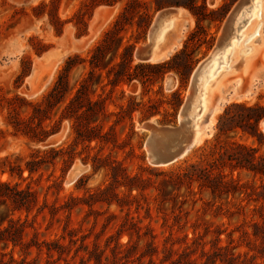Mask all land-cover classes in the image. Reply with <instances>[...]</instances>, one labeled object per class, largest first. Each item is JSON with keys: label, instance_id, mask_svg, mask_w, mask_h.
Wrapping results in <instances>:
<instances>
[{"label": "rangeland", "instance_id": "1", "mask_svg": "<svg viewBox=\"0 0 264 264\" xmlns=\"http://www.w3.org/2000/svg\"><path fill=\"white\" fill-rule=\"evenodd\" d=\"M50 1L0 0V97L18 95L28 103L40 102L53 87L70 56L89 58L127 2L121 0L113 6L96 8L86 32L79 35L74 15L83 0H59L57 15L67 23L62 35L58 36L47 15L50 9L33 11L41 3ZM147 1L153 13L148 28H139L137 24L141 21L135 16L122 32L124 44H135L134 53L148 44L150 26L161 10L170 7L183 9L191 18L190 30L182 46L168 59L144 63L166 62L162 77L160 73L154 74L157 69L144 67L132 70L138 78L113 89L107 85L103 74L101 86L104 87L100 86L97 92L107 98V110L111 116L97 123L103 125L107 140L92 142L90 148L75 143L72 123L64 120L57 133L51 134L44 142H33L22 134H15L9 123L13 121L14 113L5 103L0 107V159L9 156L15 161L19 156L22 158L19 163L24 168L37 151L62 149L61 156L53 163L42 166L31 176L27 171L21 177L8 171L0 172V181H8L20 189H31L37 198L29 213L12 211L7 207L9 205L0 206V214L4 217L27 221L24 236L16 246L0 244V251L6 254V259L9 260L12 254L18 264H187L188 260H193L194 264H207L210 257L218 255L215 264H264V230L261 228L264 179L245 170L233 172V178H239L241 183L260 187L259 193L219 196L204 186L203 179L195 178L200 172L192 168V165L206 168L219 157V154L211 156L210 149L219 117L229 105L264 102V45L257 48L246 73L242 70L244 59L252 46L260 45L257 36L245 33L249 20L220 46L222 29L241 0H205L208 12L205 19L174 5L177 0ZM186 2L179 0V3ZM202 2L197 0L198 4ZM156 3L165 6L155 10ZM248 3L245 7H252L245 15L253 16L255 0ZM70 44L75 48L55 70L45 71L49 64L42 62L30 80L32 69L40 65V58L48 50L61 46L67 48ZM206 60L209 62L205 68H210V77L204 79L201 72L198 88L205 84L206 90L215 78L226 74L220 88L210 95L214 109L221 98L215 124L202 142L190 145L185 157L173 164L155 167L147 160L149 131L143 124L152 122L159 127H177V118L180 121L182 108L191 95L194 72ZM138 63L134 58V64ZM87 69L88 62L74 68L70 73L71 83L80 79ZM41 75L45 77L41 82L39 80L41 86L36 90L33 80ZM170 75L176 79V86L172 89L167 88ZM129 109L133 112L127 117ZM19 111L22 117H27L32 106L27 104ZM58 118L59 114L54 116V120ZM208 120L209 116L205 115L203 123ZM52 124L53 121L44 123L47 130ZM259 127L264 135L260 123ZM231 136L264 155V140L260 144L241 131ZM97 157H101L106 166L94 171L92 166ZM76 164L83 166L84 171L71 180V171ZM222 170L226 175L231 174L229 167ZM125 174L128 176L124 181L126 184L119 186L118 179L123 181ZM131 186L137 188L129 190ZM107 188L118 194V201L110 205L96 202L101 199L98 191ZM217 247L224 250L216 251Z\"/></svg>", "mask_w": 264, "mask_h": 264}, {"label": "trees", "instance_id": "2", "mask_svg": "<svg viewBox=\"0 0 264 264\" xmlns=\"http://www.w3.org/2000/svg\"><path fill=\"white\" fill-rule=\"evenodd\" d=\"M119 1L121 0H83L81 7L74 15L77 20L76 26L80 30L79 35L86 32L88 21L92 18L96 8L113 6ZM155 1L159 2L158 0ZM187 1L186 3H179V0H177L174 5L188 9L197 18L199 15L203 19L208 16L205 0L202 4H198L197 0ZM58 4L59 0H51L48 4L41 3L33 8V11L37 12L42 8H49L47 15L50 24L56 34L60 36L67 22L58 17ZM164 6L156 3L155 10H159ZM135 16L139 17L141 21V24H137L139 28H148L153 13L149 9L147 0H127L113 26L105 33L103 40L90 53L89 58L85 59L80 55L70 56L53 87L40 102L28 103L25 98L18 95L12 98L0 97V107H3L5 103L14 113L13 121H9V123L12 125L15 134H22L33 142H44L51 134L57 133L61 129L64 120H69L74 130L75 143H82L90 148L92 142L98 143L107 140V133L103 132V125L97 123L98 120H106L111 116V113L107 110V98L97 92V89L103 83V74H105V79L108 81L107 85L114 89L121 84H128L138 78V75L133 73L132 70L143 69L144 67L151 68L154 71L157 69L154 74L160 73V77L163 76L166 70V62L155 65L134 64L135 44H124L122 32L127 25L131 24ZM198 28L202 29V26L198 24ZM117 58L119 59L117 60ZM85 62H88L87 72L72 84L71 71ZM148 81L152 82V79L148 78ZM27 104L32 106V112L27 117H22L19 110ZM132 112V109L127 110V117H130ZM58 114L59 118L54 120V116ZM263 118L264 102L261 101L254 104L246 102L233 103L219 117L214 144L210 149L211 156L219 154V157L206 168H198L197 165H192L193 169L200 172V174L195 175V178L203 179L204 186L210 188L213 194L219 196L240 194L250 196L259 193L258 189L260 187L241 183L240 179L233 178L232 174L233 172L240 173V171L245 170L264 179V155H259L256 149L234 140L231 135L238 134L241 131L244 135H249L262 144L264 135L260 130L259 123ZM46 121H53L49 130L44 125ZM109 128L113 129V127ZM61 152L62 149L57 150L55 148H49L43 152L37 151L31 155L24 168L19 163L22 158L17 156L15 161H11L10 157L6 156L0 159V172L5 173L8 171L10 174L16 173L21 177L23 172L27 171L31 176L42 166L53 163L56 158L61 156ZM72 161L73 157H71L69 163L71 164ZM101 161V157L94 159L92 166L94 171L106 166ZM5 167L8 169H5ZM226 167L231 169V174L226 175L223 172L222 169ZM121 170L124 171L123 168ZM192 178H194V175H192ZM127 179L126 174L123 181L118 179L119 186L125 185L124 181ZM261 187L264 191V184ZM133 188L137 187L131 186L129 190ZM248 190H251V193H248ZM98 194L101 199L98 198L96 202H106L110 205L114 201H118V194L115 191L110 192V188L99 190ZM102 196L105 197L102 198ZM261 196L264 199V192ZM93 197L97 198L95 195H92ZM36 203V193L31 189H20L18 185H12L8 181H0V206L9 205L7 207H11L12 211H26L29 213ZM262 221L261 228L264 230V214L262 215ZM26 222L4 217V214H0V244L5 247L10 243L16 246L24 236ZM223 250L224 248L221 247L216 248V251ZM217 256L210 257L207 264H215ZM186 263L194 264V261L188 260ZM0 264H18V262L12 254L9 255L8 260L6 254L0 251ZM227 264L233 263L228 262Z\"/></svg>", "mask_w": 264, "mask_h": 264}, {"label": "bare ground", "instance_id": "3", "mask_svg": "<svg viewBox=\"0 0 264 264\" xmlns=\"http://www.w3.org/2000/svg\"><path fill=\"white\" fill-rule=\"evenodd\" d=\"M216 2V1H215ZM249 2V3H248ZM253 2V0H241V2L235 7V9L231 12L229 15L226 24L224 25L219 44L222 46L232 38V35L234 31L241 26L244 22L248 21V26L245 29V33L252 34L256 37V41H260V45L258 47H253L251 49V52L246 58L244 59V62L242 64V70L245 72L250 65L252 59L255 57L256 52H258L257 48L259 49L264 45V0H255V4H253V9L256 8V10L252 11V15L250 14L245 15V12L248 11L252 6L245 7V5L248 3L250 4ZM175 11L170 12L169 14H165L162 16L157 24H155V27H151L149 31V45H151V57L149 62H160L162 60L168 59L173 53H175L183 44V40L186 37V34L190 30L191 25V18L188 17L186 13H184L183 9L176 8ZM166 11V10H163ZM160 11V12H163ZM159 12V13H160ZM158 13V14H159ZM243 17V18H242ZM242 27V26H241ZM167 28V30H166ZM166 30V31H165ZM238 36V35H237ZM229 39V40H228ZM218 44V46H219ZM67 48H62L65 46H61L62 49H68L64 53L58 52L56 50H51L49 53H45L42 58L39 60L40 65H35L32 71V74L30 76V80L35 77V74L38 71V67L41 66L42 62H46L49 64L48 69L45 71L52 72L55 70V68L64 60V58L70 54L75 46L73 44H70ZM219 46V47H220ZM144 48V47H143ZM143 48H139L143 49ZM239 50L236 48V53ZM214 54V53H213ZM213 57V55H211ZM211 57V58H212ZM220 59V58H216ZM209 61H204L198 69L194 72L193 79H192V86H191V95L188 98V101L185 103V105L182 108L181 114H180V122L186 121L184 124V130L187 132V135H189L192 139V144L196 145L202 142L204 139V136L208 134L207 131H210L211 127L214 122L216 121V114L221 109V98L218 101V104L216 108L214 109L211 104V93L214 92V90L220 88V86L223 83V80L226 77V74H221L217 78L213 80V82L210 84L211 86L208 87L206 90L204 88L206 86L203 85V87L198 88L199 79H201L200 74L201 72L204 74L203 78L206 79L209 76L210 68H205L206 64ZM208 69V70H205ZM45 71L42 72L45 73ZM246 73V72H245ZM45 77V76H44ZM43 75L40 77H36L33 82L36 84L34 88L37 90L39 87V80L44 78ZM210 77V76H209ZM50 79V77L47 78V81ZM38 80V81H37ZM208 80V79H207ZM205 80V81H207ZM41 86V85H40ZM176 86V79L175 76H171L167 78V88L172 89ZM205 115L209 116V120L207 123H203V118ZM201 122V123H200ZM152 123V122H151ZM148 123V124H151ZM154 125V124H151ZM156 126V125H155ZM262 129L264 130V124L261 123ZM144 127V126H143ZM159 127V126H157ZM189 146V147H191ZM188 147V148H189ZM186 149L182 157H185L186 152L189 149ZM189 152V151H188ZM187 152V153H188ZM188 155V154H187ZM71 180H74L70 176Z\"/></svg>", "mask_w": 264, "mask_h": 264}, {"label": "water", "instance_id": "4", "mask_svg": "<svg viewBox=\"0 0 264 264\" xmlns=\"http://www.w3.org/2000/svg\"><path fill=\"white\" fill-rule=\"evenodd\" d=\"M176 8L180 7H170L164 9L166 11L161 10L163 12H158L159 14L157 13L155 15L150 28L153 26L155 27V24H157V22L162 16L175 11L174 9ZM147 41H149V36H147ZM70 47L71 45H69V48ZM68 49L55 47L53 49L48 50L46 53H49L51 50H56L58 52L64 53ZM150 57L151 45H149V42L143 49H136L134 53V58L140 63H149ZM177 121V127H157L148 123L143 124L144 128L149 131V135L146 139V146L148 147L147 160L151 165L155 167H161L173 164L178 159L182 158V155L184 154L186 149L192 144L191 137L187 135V132L184 130V123L186 121L180 122L178 118ZM261 123L264 124V118L260 121V124ZM83 171L84 167L79 164H76L71 171V177L76 179L79 175L83 173Z\"/></svg>", "mask_w": 264, "mask_h": 264}]
</instances>
